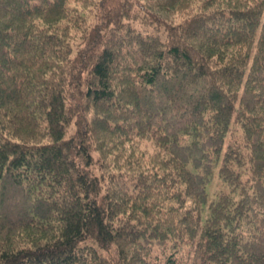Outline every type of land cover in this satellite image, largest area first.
<instances>
[{
	"label": "trees",
	"instance_id": "16d2710c",
	"mask_svg": "<svg viewBox=\"0 0 264 264\" xmlns=\"http://www.w3.org/2000/svg\"><path fill=\"white\" fill-rule=\"evenodd\" d=\"M0 264H264V0H0Z\"/></svg>",
	"mask_w": 264,
	"mask_h": 264
},
{
	"label": "rangeland",
	"instance_id": "374dc122",
	"mask_svg": "<svg viewBox=\"0 0 264 264\" xmlns=\"http://www.w3.org/2000/svg\"><path fill=\"white\" fill-rule=\"evenodd\" d=\"M139 147L143 151H145V149H146V146L144 144H141ZM213 189H214V187L211 189V191H213ZM209 192H210V190H209Z\"/></svg>",
	"mask_w": 264,
	"mask_h": 264
}]
</instances>
